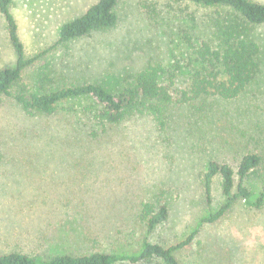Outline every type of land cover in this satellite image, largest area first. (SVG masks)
<instances>
[{
	"label": "rangeland",
	"instance_id": "rangeland-1",
	"mask_svg": "<svg viewBox=\"0 0 264 264\" xmlns=\"http://www.w3.org/2000/svg\"><path fill=\"white\" fill-rule=\"evenodd\" d=\"M96 1L10 2L25 56L48 52L22 72L10 96L0 97V254L118 253L137 250L144 238L169 247L196 230L174 251L180 264H264V204L257 208L237 198L217 220L204 222L227 200L219 176L206 195L208 162L235 171L243 154L260 152L263 160L244 186L252 202L264 192V76L236 100L173 107L163 131L143 116L93 137L84 101L39 115L13 99L68 84L117 87L147 64L183 66L186 38L203 39L213 13L183 1L120 0L114 27L56 45L61 26ZM254 36L264 58V24ZM15 60L0 16V68ZM44 69L48 80L41 88L36 77ZM186 80L181 68L174 92L185 89ZM157 199L167 205L168 219L148 233L139 210Z\"/></svg>",
	"mask_w": 264,
	"mask_h": 264
},
{
	"label": "trees",
	"instance_id": "trees-1",
	"mask_svg": "<svg viewBox=\"0 0 264 264\" xmlns=\"http://www.w3.org/2000/svg\"><path fill=\"white\" fill-rule=\"evenodd\" d=\"M119 1L97 0L82 15L61 26L56 45L114 27L118 20L115 8ZM170 1L189 2L213 9L207 20V35L195 42L190 37L186 38L183 66L178 61L169 67L147 64L139 71L126 75L117 87L108 88L101 83L87 82L68 84L27 94L19 92L12 96L13 99L24 112L39 115H52L59 104L67 101H84V104L80 103L81 111L91 122V135L96 137L109 127L143 116L149 117L155 127L163 131L173 107L190 106L198 99L233 101L251 94L249 87L252 85L262 84L263 47L254 36V29L264 24L263 4L252 0ZM10 2L0 0V16L5 22L16 60L12 66L0 68V97L10 96L11 88L19 82L22 72L48 52L25 56L16 22L10 12ZM181 68L186 71V88L174 92L175 78ZM47 74L46 69L37 74L39 87L42 88L48 80ZM262 160L260 152H247L241 156L235 171L228 164L208 162L204 175L206 195H209L212 179L219 176L222 194L227 200L216 214L210 215L204 222L217 220L237 198L257 208L264 204V192L252 202L250 192L244 186L245 179L257 170ZM235 177L236 193L231 196ZM168 215L167 205L160 199L141 204L139 210V219L148 233L165 223ZM195 233L196 230L187 240L169 247L144 238L137 250L118 253L96 251L41 257L10 252L0 254V264H180L174 251L187 245Z\"/></svg>",
	"mask_w": 264,
	"mask_h": 264
}]
</instances>
